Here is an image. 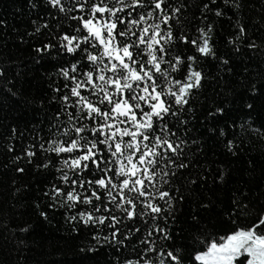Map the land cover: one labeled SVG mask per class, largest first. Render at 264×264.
<instances>
[{"label":"snow or ice","instance_id":"obj_1","mask_svg":"<svg viewBox=\"0 0 264 264\" xmlns=\"http://www.w3.org/2000/svg\"><path fill=\"white\" fill-rule=\"evenodd\" d=\"M70 3L44 0L47 18L33 20L27 33L45 35V42L33 46L40 59L55 53L71 62L56 69L59 83L50 85L49 106L55 108L48 131L14 155L5 170L26 162L54 172L42 192L51 201L48 208L64 209L73 232L81 226L91 230L95 244L80 252L112 248L111 264H264V168L256 177L255 157L248 160L250 181L256 182L230 189L228 208H219L217 218L212 209L218 208L219 197L213 190L226 187L230 169L208 158L206 139L195 129L198 119L205 127L229 107L205 95V81L215 82L217 98L233 95L223 75H233V68L228 58L217 55L212 44L216 25L209 17L232 21L247 0ZM29 5L39 7L33 0ZM231 26L235 32L228 44L236 53L246 48L253 54L247 62L255 68L244 67L238 80L253 98L264 92V39L245 44L248 28L238 20ZM208 58L217 62L212 76L203 67ZM6 73L0 68L5 78L0 91L15 96ZM244 107L250 112L253 104ZM201 112L206 115L198 116ZM207 132L236 157L246 144L254 147L249 138L264 140V123L256 126L249 115L239 124L207 127ZM13 151L9 144L7 152ZM25 170L13 168L20 174ZM22 188L27 185L15 188L13 196ZM185 204L191 211L180 219ZM40 216L47 218V213ZM2 230H8L7 223Z\"/></svg>","mask_w":264,"mask_h":264},{"label":"trees","instance_id":"obj_2","mask_svg":"<svg viewBox=\"0 0 264 264\" xmlns=\"http://www.w3.org/2000/svg\"><path fill=\"white\" fill-rule=\"evenodd\" d=\"M33 3L39 5L38 9H32L29 0H0V20L5 22L0 25V68L7 69V84L9 87L15 85L12 90L16 92L15 96H11L0 91V203L3 204L0 208V264H111L115 256L112 248L98 247L95 252H80L82 247L95 244L91 241V230H85L81 226L78 232H73L65 222L64 209L48 208L51 201L43 197L42 192L53 182L54 172L50 174L42 169L37 170L34 164L28 165L26 162H15L6 170L4 168L14 155L21 154L30 143L38 142V137L44 136L48 131L49 119L55 108V105L49 106L50 85L53 81L59 83L55 76L56 69L65 61L71 62L67 55L57 57L53 53L40 59L39 54L34 52L33 46L45 42L46 37L43 32L33 37H29L27 33L33 30V20L39 23L40 17L47 18V9L44 7V0H33ZM68 6H71L70 0ZM262 9L264 0H247L244 9L233 16L232 21L209 17L210 22L216 25L212 44L218 56L229 59L234 72L231 76L223 74L233 88V95L229 97L221 93L217 98L212 91L216 87L215 82L209 84L205 81V95L218 104L229 105L225 114L206 122L205 127H201L199 119L195 124L199 135L206 139L208 158L217 164L223 163L230 169L226 187L213 190L216 197H219L218 208L212 209V214L217 215V218L219 208H228L230 189L256 182L250 181L252 173L248 171V160L255 157L256 177H260V171L264 168V140L249 138L254 147L248 148L246 144L247 150L243 154L232 157L207 132V127H221L232 121L239 124L247 120L249 115L256 126L264 123V92L249 98L238 84L244 67L255 68V63L247 62V58L253 54L246 48L236 53L233 46L228 44V37L235 32L231 25L237 20L249 30L245 44L250 39H255L257 43L264 39ZM64 30H68L67 26H64ZM203 67L209 76L217 72V62L211 58H208ZM4 83L5 78H0V84ZM224 91L227 92L228 89ZM249 102L253 104L250 112L244 107ZM203 115L206 112L198 113V116ZM13 128L16 129L14 134ZM9 144L13 146L12 153L7 152ZM39 159L38 155L37 160ZM16 166L24 167L25 172L15 173L13 168ZM12 179L16 180L14 186L11 184ZM22 185H27V188H22L20 193L13 196L15 188H21ZM41 211L47 213V218L40 216ZM190 211V207L185 204L180 219H184ZM4 223L8 224L7 231L2 230ZM25 225L30 226L29 230L21 233L19 228ZM19 239H23L25 243L18 246Z\"/></svg>","mask_w":264,"mask_h":264}]
</instances>
